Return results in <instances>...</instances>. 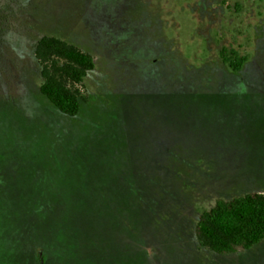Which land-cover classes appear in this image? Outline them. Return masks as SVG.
Masks as SVG:
<instances>
[{
    "label": "rangeland",
    "instance_id": "374dc122",
    "mask_svg": "<svg viewBox=\"0 0 264 264\" xmlns=\"http://www.w3.org/2000/svg\"><path fill=\"white\" fill-rule=\"evenodd\" d=\"M43 35L94 59L76 115L39 91ZM241 96H264V0H0V264H264V238L194 236L264 193V103Z\"/></svg>",
    "mask_w": 264,
    "mask_h": 264
},
{
    "label": "trees",
    "instance_id": "16d2710c",
    "mask_svg": "<svg viewBox=\"0 0 264 264\" xmlns=\"http://www.w3.org/2000/svg\"><path fill=\"white\" fill-rule=\"evenodd\" d=\"M40 66L39 91L61 113L76 115L87 100L80 86L95 62L78 46L51 35L41 36L34 48ZM230 55L232 56L230 60ZM220 58L234 71L246 60L235 51H220ZM197 246L218 254L245 250L264 238V193L247 192L227 200L218 199L203 209L194 227Z\"/></svg>",
    "mask_w": 264,
    "mask_h": 264
},
{
    "label": "crops",
    "instance_id": "0c3cea01",
    "mask_svg": "<svg viewBox=\"0 0 264 264\" xmlns=\"http://www.w3.org/2000/svg\"><path fill=\"white\" fill-rule=\"evenodd\" d=\"M237 99H240V100H237L236 102H239V103H244V102H256V103H264V96H241V97H236ZM255 101H253V100Z\"/></svg>",
    "mask_w": 264,
    "mask_h": 264
}]
</instances>
